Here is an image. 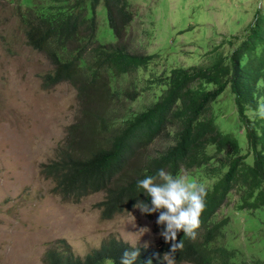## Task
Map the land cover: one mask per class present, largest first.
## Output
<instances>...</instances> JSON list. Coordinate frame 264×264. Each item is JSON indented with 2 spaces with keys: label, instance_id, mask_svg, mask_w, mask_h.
<instances>
[{
  "label": "trees",
  "instance_id": "trees-1",
  "mask_svg": "<svg viewBox=\"0 0 264 264\" xmlns=\"http://www.w3.org/2000/svg\"><path fill=\"white\" fill-rule=\"evenodd\" d=\"M4 1L13 5L26 44L53 65L43 75L44 86L68 82L76 90L79 113L55 157L39 170L53 180L52 191L76 200L104 192L96 206L111 218L141 207L140 202L151 206L138 180L156 177L161 169L174 176L187 171L206 185V208L196 240L177 234L176 243L181 240L183 247L172 253L175 264H264L245 254L259 248L258 240L264 244V119L250 117V110L264 102V8L240 35L224 37L204 52L200 58L207 64L166 67L161 54L127 50L132 37L126 28L134 18L127 0H103L115 43L97 39L100 0ZM225 92L233 113L223 116L218 102ZM145 95L151 104L136 110L131 102ZM229 120L234 131L226 132L223 125ZM161 138L165 146L151 153ZM230 200L233 213L217 217ZM238 211L257 215L263 233L243 235V247H235V237L226 233ZM145 215L160 234L156 247L110 237L80 257L59 239L44 252L43 264H120L124 251L136 249L140 254L134 264H166L163 256L172 242L161 235L165 225L156 223L158 212ZM238 222L243 228L245 220Z\"/></svg>",
  "mask_w": 264,
  "mask_h": 264
},
{
  "label": "rangeland",
  "instance_id": "rangeland-1",
  "mask_svg": "<svg viewBox=\"0 0 264 264\" xmlns=\"http://www.w3.org/2000/svg\"><path fill=\"white\" fill-rule=\"evenodd\" d=\"M127 1L134 13L126 28L127 35L132 37L127 50L161 54L160 60L165 59L166 67L207 64L201 55L225 41L224 37L240 35L252 20L259 2ZM96 14L98 41L115 43L103 0ZM52 69L43 52L26 44L24 29L13 5L0 0V264H43L44 252L59 239H65L80 257L110 237L132 246L156 247L160 234L154 229L153 220H148L139 207L104 218L96 206L104 198V192L79 200L64 199L52 191L53 180L39 174L41 164L55 157L67 126L79 113L76 90L68 82L51 88L44 86L43 75ZM148 97L145 95L131 104L136 110L144 109L151 104ZM218 105L224 111L223 116L233 113L228 92L219 99ZM232 120L223 125L224 131H234ZM218 123L221 124L220 119ZM165 144L161 138L149 151L162 149ZM233 202L228 201V207L217 217L232 214ZM256 216L238 211V218L245 220L243 228L237 216V220L231 221L226 233L235 237V247L246 245L243 235L263 234ZM257 244L259 248L257 245L254 251H245V254L263 260L264 244L260 240ZM247 248L253 246L248 244Z\"/></svg>",
  "mask_w": 264,
  "mask_h": 264
},
{
  "label": "clouds",
  "instance_id": "clouds-1",
  "mask_svg": "<svg viewBox=\"0 0 264 264\" xmlns=\"http://www.w3.org/2000/svg\"><path fill=\"white\" fill-rule=\"evenodd\" d=\"M257 7L264 8V0H259ZM250 117L253 120L256 117L264 119V102L259 103L254 111L250 110ZM137 186L143 189L151 202V206L140 202V210L147 214L158 212L156 223L165 225L161 235L166 242H172L170 251L164 254L163 259L166 264H175L172 253L183 247L181 240L176 243L177 234L182 232L190 240L197 239L202 226L201 217L206 208L207 189L191 179L187 171L174 176L163 169L157 172L156 177L146 176L138 180ZM139 254L138 249L124 251L120 264H134ZM108 264L113 262L109 261Z\"/></svg>",
  "mask_w": 264,
  "mask_h": 264
}]
</instances>
